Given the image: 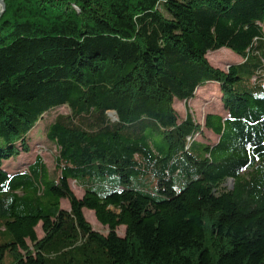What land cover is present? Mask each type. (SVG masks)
I'll return each mask as SVG.
<instances>
[{"label":"trees","instance_id":"obj_1","mask_svg":"<svg viewBox=\"0 0 264 264\" xmlns=\"http://www.w3.org/2000/svg\"><path fill=\"white\" fill-rule=\"evenodd\" d=\"M5 3L0 264H264V0ZM225 47L227 70L207 58ZM210 81L227 116L181 119ZM59 107L56 171L20 161Z\"/></svg>","mask_w":264,"mask_h":264},{"label":"rangeland","instance_id":"obj_2","mask_svg":"<svg viewBox=\"0 0 264 264\" xmlns=\"http://www.w3.org/2000/svg\"><path fill=\"white\" fill-rule=\"evenodd\" d=\"M1 9V8H0ZM210 63L215 67H219L223 70H227L231 63L242 62L243 57L231 49L225 47L215 52H210L209 56L207 55ZM221 91L219 83L210 81L204 88L200 90L196 96L188 102L177 100L175 101V107L178 110L181 119L186 118L187 116V108L191 109L194 114L195 119L200 122L203 126L205 125L206 116L209 113H217L221 114L224 117L227 116V111L224 109L222 99H221ZM69 109L67 107H59L57 110L53 111L51 114H47L46 118L38 124V126L32 132V150L29 154L22 153L20 157V161H29L34 159L36 155H41L43 160L46 162L49 170L51 172L56 171V157L58 155L57 145L51 141L46 135V124L51 121L55 115L59 112H68ZM115 113L110 112V117L114 119ZM205 134L202 136L200 134L196 135V138L204 141L215 143L219 140V137L214 134L212 131L205 129ZM16 162H12L10 168H14ZM70 186L74 193L78 197H82L84 195V189L80 187L75 180L69 181ZM62 206L64 208L69 209L70 204L67 200H62ZM85 216L87 220L94 226L96 230L107 234L109 229L107 226L102 225L95 213L92 210L87 208L84 209ZM38 236L41 237L43 235V231L41 229V223L36 227ZM118 233L123 235L125 233V227L121 226L118 228ZM8 264V261H6Z\"/></svg>","mask_w":264,"mask_h":264},{"label":"water","instance_id":"obj_3","mask_svg":"<svg viewBox=\"0 0 264 264\" xmlns=\"http://www.w3.org/2000/svg\"><path fill=\"white\" fill-rule=\"evenodd\" d=\"M0 7H1V9H0V16H1V14L5 11V9H6V3H5V0H0ZM115 113V115H114V119H116L117 118V116H116V112H114Z\"/></svg>","mask_w":264,"mask_h":264},{"label":"bare ground","instance_id":"obj_4","mask_svg":"<svg viewBox=\"0 0 264 264\" xmlns=\"http://www.w3.org/2000/svg\"><path fill=\"white\" fill-rule=\"evenodd\" d=\"M1 6V5H0ZM1 8V7H0Z\"/></svg>","mask_w":264,"mask_h":264}]
</instances>
